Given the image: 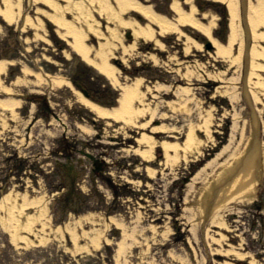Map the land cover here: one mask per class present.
Returning a JSON list of instances; mask_svg holds the SVG:
<instances>
[{
  "label": "rangeland",
  "instance_id": "374dc122",
  "mask_svg": "<svg viewBox=\"0 0 264 264\" xmlns=\"http://www.w3.org/2000/svg\"><path fill=\"white\" fill-rule=\"evenodd\" d=\"M133 1L164 24L124 0H0V264H264L257 0L252 123L241 1ZM125 90L123 115L86 102L114 112ZM252 131L249 197L220 182Z\"/></svg>",
  "mask_w": 264,
  "mask_h": 264
},
{
  "label": "flooded vegetation",
  "instance_id": "af4514ba",
  "mask_svg": "<svg viewBox=\"0 0 264 264\" xmlns=\"http://www.w3.org/2000/svg\"><path fill=\"white\" fill-rule=\"evenodd\" d=\"M242 98L244 99L246 105L249 107V117H250V122L252 123L253 118L257 117L256 113V107L254 105L255 98L253 97V94L251 92V89L245 88V84L243 83L242 86ZM253 108L255 109L253 112ZM248 122L244 124V130L247 127ZM239 126H237L236 130L238 129ZM252 127V126H251ZM235 130V131H236ZM239 137L242 138L244 131H239ZM242 135V137H241ZM252 137L249 141V144H245L243 146V152H239V157L234 156L232 159L231 164H228L227 168L224 169V177L221 179V185L225 184H231L232 185H240V188L242 187V184L245 183V187H242L243 189L246 190L245 194L246 196H251L253 193L255 194L256 191V185L260 183L262 185L261 181V176L259 175V165H256L253 168V172L249 174V172L246 171L247 165L249 164L250 161L254 160L255 157H257V151L253 147V137H254V132L252 131L251 133ZM202 160L200 161V165L202 164ZM264 176V173H263ZM262 204H260V208H262Z\"/></svg>",
  "mask_w": 264,
  "mask_h": 264
},
{
  "label": "bare ground",
  "instance_id": "6f19581e",
  "mask_svg": "<svg viewBox=\"0 0 264 264\" xmlns=\"http://www.w3.org/2000/svg\"><path fill=\"white\" fill-rule=\"evenodd\" d=\"M122 1V0H121ZM128 6H135V7H138L143 13H145L147 16H150L152 19H158L160 20V22L162 24H164V22L162 21L161 17H159L158 15H156L154 13V11H152L149 7H145V6H142V5H139L138 3L134 2L133 0H124ZM229 6L231 8V11L234 12L236 11L237 13V2L235 0H230L229 1ZM251 8L252 10L254 11L255 13V17L257 15H259V19L257 18V22L254 23V29L256 30V32H258L257 30L259 29L260 30V23H264V0H257L256 3H254V5H251ZM234 14V13H233ZM190 17V16H189ZM189 20V18H187V21ZM182 21H184L182 19ZM166 27H170V25L167 23L166 24ZM234 28V27H233ZM261 32V30H260ZM262 34L264 35V32H262ZM262 36V35H260ZM263 37V36H262ZM234 39L232 38L231 39V42L233 41ZM262 49V50H261ZM260 50L258 49H253L252 50V55L255 56V59H264V48L262 47ZM85 57H87L86 54H84ZM254 66V65H253ZM255 66H258L260 68H262V65H260V63H258L257 65ZM101 70H107L105 69L102 65L98 66ZM259 85L261 86H264V84L262 82H258ZM129 99H130V94H129V91L128 90H125V93L121 99V107L120 108H117L114 112H110L107 108H104V107H101L89 100H86V102L95 110V112H97L100 116H107V115H110V114H113V115H123V113L126 112V110L128 109V104H129ZM235 129H237V126L235 127ZM258 165V159L257 157H255L254 160L250 161L249 164L247 165V168H246V171L250 173L253 172V168ZM242 187H245V183L242 184ZM29 204V203H28ZM24 206H22L23 208ZM21 208V209H22ZM31 220L33 218H30ZM21 220V225L18 226L19 229L23 230V229H29V223H25L22 222V219H19Z\"/></svg>",
  "mask_w": 264,
  "mask_h": 264
},
{
  "label": "water",
  "instance_id": "95a60500",
  "mask_svg": "<svg viewBox=\"0 0 264 264\" xmlns=\"http://www.w3.org/2000/svg\"><path fill=\"white\" fill-rule=\"evenodd\" d=\"M246 4H247V0H242V12L243 14L245 13V8H246ZM208 46L210 47L211 45L208 44ZM84 93L87 95L88 93L86 91H84ZM255 145H259V139L257 137V135H255V139H254Z\"/></svg>",
  "mask_w": 264,
  "mask_h": 264
}]
</instances>
